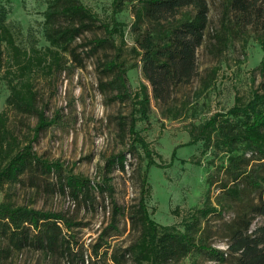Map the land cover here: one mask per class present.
I'll return each mask as SVG.
<instances>
[{"label":"rangeland","instance_id":"1","mask_svg":"<svg viewBox=\"0 0 264 264\" xmlns=\"http://www.w3.org/2000/svg\"><path fill=\"white\" fill-rule=\"evenodd\" d=\"M97 14L100 21L118 24L124 31L126 46L120 59L125 60L127 81L132 95L145 84L139 59L131 52L135 46L132 30L134 16L130 5L116 11L114 0H81ZM210 24L204 45L198 50L199 75L189 86L175 92V104L186 103L192 110L182 111L175 117L162 113L155 100L151 101L148 121H137L135 131L148 148L155 164L147 166L149 159L140 143L135 142L130 126L135 115L134 102L115 100L100 88L102 78L99 62L103 54L89 56L78 50L80 60L66 56L62 68L48 72H34L35 90L39 107L48 118L57 123L36 134L37 118L19 113L7 106L10 94L5 80L0 83V115L7 117V128L14 137L12 143L23 148L31 145L42 159L58 162L62 175L72 173L94 182L109 180L113 195H101L91 205L74 199L68 188H60L55 171L26 172L17 181H5L0 188V203L57 212L72 223L64 228L68 239L66 251L55 256L27 248L14 252L0 264H114L111 255L130 245L138 237L132 227L131 213L142 197V178L150 186L145 194L151 218L159 225H176L185 230L183 216L192 208L216 207L217 212L201 221V230L194 233L197 243L226 252L221 263L210 257L207 250H193L176 264H238L236 255H229L228 245L231 222L237 213L246 211V190L240 201H233L221 192L218 181L227 180L224 168L229 164L227 154L216 148L204 151L203 143L189 145L188 132L192 123L199 124L216 112H226L237 99L248 102L254 94L264 92V4L263 12L254 15L245 32L232 33L222 55L214 54L216 37L223 35L227 26L232 29L247 20L238 19L231 9V0H207ZM7 23L12 27L16 43L21 47L40 50L49 46L45 37V0H5ZM247 25V23H246ZM245 26V25H244ZM98 35L102 33L98 31ZM90 39L92 34H86ZM4 75L1 68L0 77ZM210 80V86L204 88ZM175 150V156H172ZM125 153V170L111 160ZM216 175L209 186L207 179ZM257 197V193L252 195ZM122 209L116 213V207ZM116 213V215L114 214ZM264 222L256 217L251 230ZM128 264H134L129 262Z\"/></svg>","mask_w":264,"mask_h":264},{"label":"trees","instance_id":"2","mask_svg":"<svg viewBox=\"0 0 264 264\" xmlns=\"http://www.w3.org/2000/svg\"><path fill=\"white\" fill-rule=\"evenodd\" d=\"M5 0H0V72L4 75L10 94L7 106L19 113L37 118L36 134L57 123L48 118L39 107L33 74L39 69L52 72L62 68L66 56L80 60L78 50L89 56L103 54L99 66L102 75L100 88L110 93L115 100L134 102L135 115L130 132L133 140L140 143L149 159L147 166L155 164L146 143L135 131L137 121H148L152 99L162 113L175 117L182 111L196 112L184 103L175 104V92L179 87L189 86L199 75L198 50L204 45L210 24V7L207 0H114L116 11L130 5L134 16L132 30L135 46L131 52L139 59L147 85L134 95L127 81L125 60L120 59L126 41L124 31L118 24L100 21L96 13L81 0H45V37L49 46L44 49H27L16 43L12 27L7 23L8 10ZM259 4L264 0H231V9L238 19L247 22L235 29L227 26L223 35L216 37L212 52L222 55L232 33L245 32L250 19L263 10ZM247 23V25H246ZM245 25V26H244ZM98 31L102 33L98 35ZM86 34L93 37L87 39ZM264 50V40L261 41ZM210 80L204 88L210 86ZM189 145L203 143L204 151L216 148L227 154L228 165L224 168L227 180L218 181L224 195L240 201L246 190V211L237 213L231 224L229 255H236L238 264H264V222L251 230L256 217L264 218V92L254 94L248 102L240 99L226 112H216L199 124L192 123L188 129ZM14 137L7 128V117L0 115V188L5 181H17L26 172L41 171L59 175L60 188H68L76 200L93 204L96 192L108 197L113 195L109 180L94 182L72 173L62 175L63 166L37 156L33 147L23 148L12 143ZM172 156H175V150ZM119 163L125 170L126 155L117 156L111 164ZM216 175L207 179L209 186ZM142 197L131 213V223L138 230V237L130 245L111 255L114 264H176L193 250H207L210 257L224 263L226 252L197 243L194 233L201 230V221L218 211L216 207L192 208L183 216L185 230L176 225L162 226L151 218L145 199L150 186L146 173L142 178ZM257 193V197L252 195ZM116 207V213L122 209ZM116 213H114L116 215ZM72 223L65 215L43 211L9 201L0 203V261L8 259L14 252L27 248L55 256L66 251L69 243L63 234Z\"/></svg>","mask_w":264,"mask_h":264}]
</instances>
